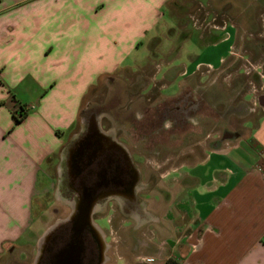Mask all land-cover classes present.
<instances>
[{"label":"crops","instance_id":"1","mask_svg":"<svg viewBox=\"0 0 264 264\" xmlns=\"http://www.w3.org/2000/svg\"><path fill=\"white\" fill-rule=\"evenodd\" d=\"M245 1L0 0V264L33 263L36 242L47 227L41 215L48 207L38 202L53 189V170L82 129L90 99L105 85L112 90L122 71L143 83L142 97L160 82L163 96L171 98L163 90L177 78L180 90L183 79L202 67L224 68L237 39L246 44L245 32L263 20L231 14ZM257 7L264 8V1ZM219 15L224 24L201 29L200 39H212L217 48L228 43L220 66L210 61L193 70V63L175 65L187 37L176 41L171 28L183 35L190 20L207 23ZM158 61L150 77L146 72ZM258 69L254 85L259 88L247 95L254 92L260 110L247 124L248 133L163 174L166 183L174 173L173 197L164 193L168 205L159 215L154 202L144 217L121 214L132 234L154 224L158 231L145 240L132 239V256H118L114 264H163L170 257L182 264H264V64ZM118 213L106 214L109 224ZM109 231L114 232L111 224ZM111 234L106 233L110 251ZM109 258L106 264H113Z\"/></svg>","mask_w":264,"mask_h":264},{"label":"rangeland","instance_id":"2","mask_svg":"<svg viewBox=\"0 0 264 264\" xmlns=\"http://www.w3.org/2000/svg\"><path fill=\"white\" fill-rule=\"evenodd\" d=\"M259 1L246 0L244 3L246 5L233 8L232 15L237 14L240 18L256 15L263 20L258 24V28L245 32L246 44H242L237 39V43L233 47L234 53L226 60L224 68L212 70L202 67L195 75L183 79L180 90L178 87L179 78H177L163 90L164 94L174 95L171 98L163 96L160 82L151 85L148 96L142 97L140 88L143 83H136V75L122 71L119 72L117 81L112 84V90L107 85L103 86L102 94L94 99L91 98L88 105L90 109H85V112L87 110L88 113H92L100 104L105 105L108 111L107 116L111 120L105 119L104 116L96 112L95 118L100 123L102 121L104 129L113 128L119 142L124 143L132 153L135 164L140 170L142 182L149 183L152 187L140 193L139 196L146 202V206L154 202L153 207L157 215L168 205L167 202L165 204L163 202L164 193L170 194L171 199L173 197L169 190L172 191L170 188L174 173L171 172V175L166 178V183L163 174L173 171L183 164H194L202 160L210 149L237 141L239 136L248 133L247 124L249 121L255 120L259 116L260 108L256 98L253 97L254 92L251 96L247 95L259 88L254 83L257 84L260 79L258 66L264 64V8L257 7L264 0ZM220 15L216 21L210 20L207 23L202 18H194L193 22L190 20L187 28H184L183 35H179L177 29L180 28H171V33L175 29L177 31L176 41L180 42L184 37H187L182 43L180 57L173 61L175 65H180L183 62L187 65L193 63L191 67L193 70L197 63L210 61L220 66L219 56L221 53H226L228 43L217 48L212 44V39L209 41L200 39L201 29L208 31L214 25L222 26L224 24V19ZM261 32L263 33L261 34ZM240 44H242V48L239 47ZM260 46L263 48H257ZM167 47L165 45V51ZM244 47L246 48L245 52ZM144 52H146L145 49ZM157 63L159 61L146 72L150 77L159 67ZM165 68L167 66L163 63V69ZM132 83H134L133 86ZM184 95L189 96L188 101L193 100L194 103H199L196 110L191 109L188 112L187 118H181V111L177 109L169 112L163 119L158 118V110H162L166 106L175 108L178 99ZM183 105L184 102H181L180 106ZM53 174L55 178L56 168H54ZM54 186L55 183L43 201L39 200L40 208L45 210L51 205L50 195ZM48 216L49 211L46 209L45 214L41 217L46 221ZM107 218L98 219L97 222L107 234H111L110 224L114 229L111 240H109L113 247L108 254L113 264L118 256L124 257V260L132 256V239L135 240L139 237L145 240L153 232L158 231L157 224H154L132 234V226L129 222L125 223V218L120 213L111 216L110 224ZM45 231L46 229L41 232L37 241L45 234Z\"/></svg>","mask_w":264,"mask_h":264},{"label":"flooded vegetation","instance_id":"3","mask_svg":"<svg viewBox=\"0 0 264 264\" xmlns=\"http://www.w3.org/2000/svg\"><path fill=\"white\" fill-rule=\"evenodd\" d=\"M188 100L184 95L175 108L158 110V118L174 109L187 118L199 105ZM87 110L82 129L62 150L46 231L36 242L32 264H106L111 245L97 220L106 218L108 212L146 215V202L139 195L152 188L151 184L142 182L132 153L117 142L114 129H104L102 121L103 130L94 127L96 113L108 117L105 105L92 113Z\"/></svg>","mask_w":264,"mask_h":264},{"label":"trees","instance_id":"4","mask_svg":"<svg viewBox=\"0 0 264 264\" xmlns=\"http://www.w3.org/2000/svg\"><path fill=\"white\" fill-rule=\"evenodd\" d=\"M23 111V110H22ZM24 114H21L18 118H17V121L16 123H20V121H22L23 119V116ZM163 264H182V262L176 258V257H170L168 258Z\"/></svg>","mask_w":264,"mask_h":264},{"label":"water","instance_id":"5","mask_svg":"<svg viewBox=\"0 0 264 264\" xmlns=\"http://www.w3.org/2000/svg\"><path fill=\"white\" fill-rule=\"evenodd\" d=\"M94 117H95V116H94ZM94 127H96L97 129L103 130L102 127H101V123H100V121H97L96 118H94ZM117 142L120 143V144H122V143L119 142L118 140H117ZM99 230H100V228H99ZM100 231H101V230H100ZM101 232H102V236H103V231H101Z\"/></svg>","mask_w":264,"mask_h":264}]
</instances>
